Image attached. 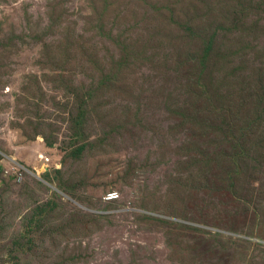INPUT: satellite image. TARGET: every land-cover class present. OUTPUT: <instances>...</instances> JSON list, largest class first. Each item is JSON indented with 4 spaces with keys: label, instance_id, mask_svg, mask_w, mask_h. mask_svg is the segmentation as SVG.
<instances>
[{
    "label": "rangeland",
    "instance_id": "374dc122",
    "mask_svg": "<svg viewBox=\"0 0 264 264\" xmlns=\"http://www.w3.org/2000/svg\"><path fill=\"white\" fill-rule=\"evenodd\" d=\"M237 1L0 0V264H264V5Z\"/></svg>",
    "mask_w": 264,
    "mask_h": 264
},
{
    "label": "trees",
    "instance_id": "16d2710c",
    "mask_svg": "<svg viewBox=\"0 0 264 264\" xmlns=\"http://www.w3.org/2000/svg\"><path fill=\"white\" fill-rule=\"evenodd\" d=\"M239 7L237 9V11L235 12L236 15L235 17L232 19V22L235 24L236 27H241L244 23H245V15H246V11L248 8H253L256 11H259L260 7H263L264 5V0H255V2H252L250 0H238L237 1ZM203 46L202 49L196 53H194L191 58H188L189 62L192 63L193 65H195L196 67H198V80L200 78L206 77L207 74H210V67L214 64H218L219 60H220V56H214L211 57V52L213 50L214 47V37L211 36L208 39H205L203 41ZM102 79L99 82V85L97 87H101V85L103 83L106 82V79L102 73ZM204 91V90H203ZM264 107L261 106L260 108L262 109ZM234 119L227 117L225 119L221 118V126H225L227 128V126L229 124H231V122ZM79 124V123H78ZM80 125H82V123L80 122ZM58 168V167H57ZM47 180H49V176L46 175L45 177Z\"/></svg>",
    "mask_w": 264,
    "mask_h": 264
},
{
    "label": "built area",
    "instance_id": "2783aa9c",
    "mask_svg": "<svg viewBox=\"0 0 264 264\" xmlns=\"http://www.w3.org/2000/svg\"><path fill=\"white\" fill-rule=\"evenodd\" d=\"M38 159L40 163H42V171L47 172L50 171L53 167H55V164H52V158L48 155H45L43 153L38 152ZM119 198L118 193H110L106 197V201L112 202L116 201Z\"/></svg>",
    "mask_w": 264,
    "mask_h": 264
}]
</instances>
